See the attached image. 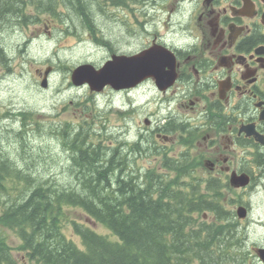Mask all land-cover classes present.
Listing matches in <instances>:
<instances>
[{"label": "flooded vegetation", "instance_id": "flooded-vegetation-1", "mask_svg": "<svg viewBox=\"0 0 264 264\" xmlns=\"http://www.w3.org/2000/svg\"><path fill=\"white\" fill-rule=\"evenodd\" d=\"M14 1L20 8L6 12L4 7L5 13L27 16L23 0ZM107 1L121 8L118 14H108ZM96 2L101 19L81 24L108 50L99 68L115 56L138 57L150 50L157 60L135 87H107L101 94L133 93L135 99L148 92L155 111L145 127L132 129L133 137L119 131L117 146L104 147L103 139L90 142L91 131L86 142L114 159L123 173H196L200 196L213 208L211 220L225 218L233 240L240 242L234 263L243 247L245 264H264V0ZM54 3L47 12L56 13ZM60 4L68 10L56 14L72 21L73 0ZM130 111L123 113L126 118ZM19 137L24 139L22 132ZM138 152L148 156L147 165L137 166ZM0 156L14 164L19 157L1 147Z\"/></svg>", "mask_w": 264, "mask_h": 264}, {"label": "trees", "instance_id": "trees-1", "mask_svg": "<svg viewBox=\"0 0 264 264\" xmlns=\"http://www.w3.org/2000/svg\"><path fill=\"white\" fill-rule=\"evenodd\" d=\"M37 2L51 9L54 0ZM96 3L73 0V23L99 20ZM17 4L0 0V32L5 20L28 23V16L5 13ZM75 128L53 131L70 150L69 185L39 181L0 156V264H235L240 242L226 219H197L213 208L200 196L196 173H123L114 159L92 150L83 124ZM72 209L83 212L84 222L70 218ZM6 232L20 241L17 248Z\"/></svg>", "mask_w": 264, "mask_h": 264}, {"label": "rangeland", "instance_id": "rangeland-1", "mask_svg": "<svg viewBox=\"0 0 264 264\" xmlns=\"http://www.w3.org/2000/svg\"><path fill=\"white\" fill-rule=\"evenodd\" d=\"M56 1V13L68 10L60 4L62 0ZM21 6L29 17L28 23L16 18L15 24L2 23L0 32V54L4 56L0 65V147L4 154L19 156L16 167L26 173L31 172L39 181L47 178L54 179L58 186L69 185L72 180L68 173L71 154L61 136L53 134V131L64 129L67 124L74 128L83 124L88 133L92 132L90 142L96 144L103 139L104 147L117 146L116 138L123 134H118L119 131L133 137L132 129L145 127V119L155 109L148 92L135 97V100L133 93L106 90L99 95L92 93L88 86L73 85L74 70L83 64L99 68L108 50L98 46L78 19L74 24L67 17L47 12V8L41 11L38 4L26 0L21 2ZM105 9L111 15L118 14L121 8L107 1ZM139 19H142L141 15ZM67 20L69 27L66 26ZM71 25L78 27L72 28ZM121 32L119 30V34ZM48 68L51 69L48 86L44 89L41 84ZM128 110L132 111L126 118L123 113ZM127 125L129 127L125 128ZM20 132L24 139L19 137ZM135 160H139L137 166H145L148 156L141 157L138 152ZM69 212L71 219L84 222L82 211L72 209ZM197 219L210 222L211 213L197 216ZM96 230L109 234L100 226ZM66 231L69 237L74 238L70 228ZM6 235L10 244L17 248L20 244L17 237L11 232H6ZM238 253L241 260L235 264H245L243 247ZM14 254L21 256L17 250Z\"/></svg>", "mask_w": 264, "mask_h": 264}, {"label": "water", "instance_id": "water-1", "mask_svg": "<svg viewBox=\"0 0 264 264\" xmlns=\"http://www.w3.org/2000/svg\"><path fill=\"white\" fill-rule=\"evenodd\" d=\"M156 64L153 50L145 51L138 57L115 56L99 69L92 64L78 66L72 74V82L76 86L88 84L96 92H101L108 86L116 91L127 90L146 79ZM50 70L48 68L45 73L43 88L48 86Z\"/></svg>", "mask_w": 264, "mask_h": 264}, {"label": "bare ground", "instance_id": "bare-ground-1", "mask_svg": "<svg viewBox=\"0 0 264 264\" xmlns=\"http://www.w3.org/2000/svg\"><path fill=\"white\" fill-rule=\"evenodd\" d=\"M55 4V3H54Z\"/></svg>", "mask_w": 264, "mask_h": 264}]
</instances>
